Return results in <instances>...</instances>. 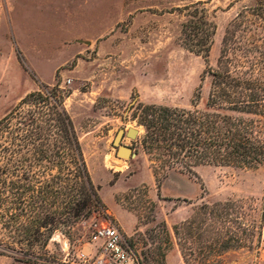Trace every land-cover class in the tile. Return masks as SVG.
I'll return each instance as SVG.
<instances>
[{
	"label": "rangeland",
	"instance_id": "1",
	"mask_svg": "<svg viewBox=\"0 0 264 264\" xmlns=\"http://www.w3.org/2000/svg\"><path fill=\"white\" fill-rule=\"evenodd\" d=\"M255 1L0 0V119L43 85L69 93L65 106L101 198L81 217L117 225L143 264H264V163L168 170L143 143L139 111L203 109L225 27ZM197 2L217 25L207 57L183 44L180 8ZM131 127L138 134L121 144L132 153L120 155L116 134ZM90 235L73 221L33 257L0 248V264H76L81 248L96 251ZM0 238L9 240L1 226Z\"/></svg>",
	"mask_w": 264,
	"mask_h": 264
},
{
	"label": "trees",
	"instance_id": "2",
	"mask_svg": "<svg viewBox=\"0 0 264 264\" xmlns=\"http://www.w3.org/2000/svg\"><path fill=\"white\" fill-rule=\"evenodd\" d=\"M201 2L186 10L183 44L208 56L217 25ZM205 107L140 105L143 143L168 170L192 163L256 168L264 163V0L225 27ZM58 84L28 93L0 119V248L33 257L53 232L101 204L79 132ZM227 207L228 202L216 203ZM81 217V218H80ZM19 246V249L17 248ZM26 245L27 248H23Z\"/></svg>",
	"mask_w": 264,
	"mask_h": 264
},
{
	"label": "built area",
	"instance_id": "3",
	"mask_svg": "<svg viewBox=\"0 0 264 264\" xmlns=\"http://www.w3.org/2000/svg\"><path fill=\"white\" fill-rule=\"evenodd\" d=\"M79 223L91 230L90 244L96 246L94 253L83 248L78 251L77 257L82 264H143L117 225L99 224L85 218Z\"/></svg>",
	"mask_w": 264,
	"mask_h": 264
},
{
	"label": "water",
	"instance_id": "4",
	"mask_svg": "<svg viewBox=\"0 0 264 264\" xmlns=\"http://www.w3.org/2000/svg\"><path fill=\"white\" fill-rule=\"evenodd\" d=\"M139 130L137 128H129L128 130H125L121 128L118 133L116 134L114 144L119 146L118 153L120 155H130L132 153V148L127 145H122L121 141L124 138V135H128L131 137H135L138 134Z\"/></svg>",
	"mask_w": 264,
	"mask_h": 264
},
{
	"label": "crops",
	"instance_id": "5",
	"mask_svg": "<svg viewBox=\"0 0 264 264\" xmlns=\"http://www.w3.org/2000/svg\"><path fill=\"white\" fill-rule=\"evenodd\" d=\"M5 257V256H4ZM0 259H4V258H0ZM76 264H82L80 261L79 262H76Z\"/></svg>",
	"mask_w": 264,
	"mask_h": 264
},
{
	"label": "bare ground",
	"instance_id": "6",
	"mask_svg": "<svg viewBox=\"0 0 264 264\" xmlns=\"http://www.w3.org/2000/svg\"><path fill=\"white\" fill-rule=\"evenodd\" d=\"M114 162H117V161H114ZM113 163V162H112Z\"/></svg>",
	"mask_w": 264,
	"mask_h": 264
}]
</instances>
